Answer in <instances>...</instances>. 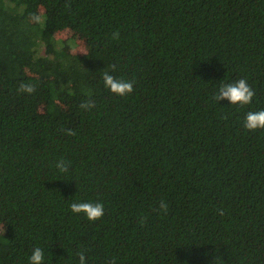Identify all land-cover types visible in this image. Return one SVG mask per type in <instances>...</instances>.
Masks as SVG:
<instances>
[{
	"label": "trees",
	"instance_id": "trees-1",
	"mask_svg": "<svg viewBox=\"0 0 264 264\" xmlns=\"http://www.w3.org/2000/svg\"><path fill=\"white\" fill-rule=\"evenodd\" d=\"M49 28L87 51L42 56ZM241 78L250 104L216 99ZM261 109L264 0H0V264L36 247L43 264H264V128L243 125Z\"/></svg>",
	"mask_w": 264,
	"mask_h": 264
},
{
	"label": "clouds",
	"instance_id": "clouds-1",
	"mask_svg": "<svg viewBox=\"0 0 264 264\" xmlns=\"http://www.w3.org/2000/svg\"><path fill=\"white\" fill-rule=\"evenodd\" d=\"M104 87L109 91L125 96L133 91V82L125 79H117L109 72L103 73ZM20 90L32 92L33 87L28 84H22ZM255 93L252 86L244 78L234 82L221 83L216 94V99L226 98L230 104H250ZM243 125L248 130L264 128V109L258 111H249L246 113ZM70 210L75 213H84L89 220H96L104 214V205L102 202H81L74 201L70 205ZM162 208L167 206L162 204ZM29 264H43L45 260L44 250L36 247L28 257ZM79 264H87V257L81 253Z\"/></svg>",
	"mask_w": 264,
	"mask_h": 264
},
{
	"label": "rangeland",
	"instance_id": "rangeland-1",
	"mask_svg": "<svg viewBox=\"0 0 264 264\" xmlns=\"http://www.w3.org/2000/svg\"><path fill=\"white\" fill-rule=\"evenodd\" d=\"M43 14L44 10L40 9L39 18L41 21L44 17ZM51 40L54 41L57 45H63L65 49L73 53L84 54L87 51L85 41L81 36L74 34L69 29L58 31L49 28L43 35H41L40 38L37 39L35 44L37 50L42 56L47 55V44ZM51 104L53 103L46 102L42 105L41 109L45 110L46 107H49Z\"/></svg>",
	"mask_w": 264,
	"mask_h": 264
}]
</instances>
